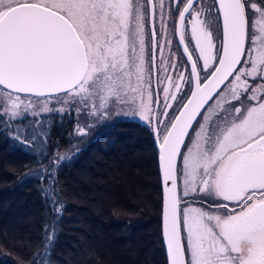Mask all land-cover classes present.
I'll list each match as a JSON object with an SVG mask.
<instances>
[{
    "label": "snow or ice",
    "instance_id": "snow-or-ice-1",
    "mask_svg": "<svg viewBox=\"0 0 264 264\" xmlns=\"http://www.w3.org/2000/svg\"><path fill=\"white\" fill-rule=\"evenodd\" d=\"M53 100L60 112L74 104L107 119L115 108L152 127L167 264H264V0H0V131L37 164L47 139L37 144L21 118ZM64 159L35 173L51 194L41 190L46 220L29 264H51L63 213L53 165ZM198 196L223 211L193 207Z\"/></svg>",
    "mask_w": 264,
    "mask_h": 264
},
{
    "label": "trees",
    "instance_id": "trees-1",
    "mask_svg": "<svg viewBox=\"0 0 264 264\" xmlns=\"http://www.w3.org/2000/svg\"><path fill=\"white\" fill-rule=\"evenodd\" d=\"M48 118L43 127L26 115L20 125L39 138L37 144L47 139L49 159L43 164L15 144L11 133L0 131V264H29L34 256L46 220L41 190L51 194L35 173L73 146L72 113ZM146 127L116 120L53 165L63 213L51 264H166L156 148Z\"/></svg>",
    "mask_w": 264,
    "mask_h": 264
},
{
    "label": "rangeland",
    "instance_id": "rangeland-1",
    "mask_svg": "<svg viewBox=\"0 0 264 264\" xmlns=\"http://www.w3.org/2000/svg\"><path fill=\"white\" fill-rule=\"evenodd\" d=\"M61 103H58L57 101L53 100L52 103L49 105V107H51L53 109L51 112H40L39 109L37 108L36 111L38 114L36 116H33L31 114H26V115L34 117L36 119V122H39V120H41L43 127H44L49 122V118H48L49 114L60 112V111H57V109H59L61 107ZM63 112L64 113H69V112L72 113V120H73V130H72V135H71L72 136L71 140L73 142V146L70 147V149L66 152H57L56 153V155L59 154V155L65 156V159L68 158L69 156H71L72 154L76 153L79 149H81L87 143H89L92 139H94L103 128L108 127L109 125H111L116 120L126 119V118H122V116H120L122 114L118 115L116 113L115 108L109 109L110 115L107 119H99L97 117L89 116L87 111H81L78 113L76 111V105H74V104L65 106V111H63ZM42 115H44V117H42ZM78 126L85 127L87 130V134L83 135V136L78 135L77 134V127ZM146 128L151 130V132L153 130L150 126H148ZM20 129H24V128L21 127ZM56 165H54V167ZM197 198H201V197L198 196V197H196V199ZM202 199H206L207 201H210L212 198L205 197ZM192 206L203 208L205 211H217L218 214H219V212H222V211L216 210L214 208H209L206 205L194 204Z\"/></svg>",
    "mask_w": 264,
    "mask_h": 264
},
{
    "label": "flooded vegetation",
    "instance_id": "flooded-vegetation-1",
    "mask_svg": "<svg viewBox=\"0 0 264 264\" xmlns=\"http://www.w3.org/2000/svg\"><path fill=\"white\" fill-rule=\"evenodd\" d=\"M201 3L203 4V6L206 9H209V8H211V6L215 2H214V0H201ZM215 16H216V14H215V10L214 9H212L211 12H210V14L207 16L208 25H209L210 29L212 30L214 36L217 35V24L215 22ZM156 27H157V30L159 31V22L158 21H157ZM169 28L170 29L172 28L171 21H169ZM149 35H150V29H149ZM217 43H219V41H217ZM149 51H150V48H149ZM173 51H176L175 46L173 47ZM179 54L181 56L183 55L182 49L179 50ZM184 59H186V57ZM153 87L155 88V83L153 84ZM244 99H246V97ZM162 100H163V95H162V90H161V101ZM237 106H239V105H237ZM161 107H162V104H161ZM120 116H122V118L130 119V120H132V119H138V118H133L131 116H125L123 114L120 115ZM201 119H202V117H201ZM146 126L148 127L149 125L147 124ZM190 203H191V205H194V204L206 205L209 208H214L215 209L213 203H211L210 201H207L206 199H202V198H197V199L196 198H191L190 199ZM220 211H223V210H220Z\"/></svg>",
    "mask_w": 264,
    "mask_h": 264
},
{
    "label": "water",
    "instance_id": "water-1",
    "mask_svg": "<svg viewBox=\"0 0 264 264\" xmlns=\"http://www.w3.org/2000/svg\"><path fill=\"white\" fill-rule=\"evenodd\" d=\"M214 2H215V0H214ZM132 120L137 121L141 124L147 125L146 122L140 121L139 119H132ZM152 135H153L154 146L156 148L157 168H158V175H159L160 188H161V214H160L161 238H162V245H163V249H164V253H165L166 264H167V251H166L165 242L163 240V187H164V185H163V180H162V174H161L160 167H159V148H158V145L156 144L155 133L153 130H152Z\"/></svg>",
    "mask_w": 264,
    "mask_h": 264
}]
</instances>
